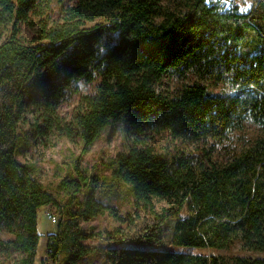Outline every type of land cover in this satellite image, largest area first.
<instances>
[{
    "label": "trees",
    "instance_id": "trees-1",
    "mask_svg": "<svg viewBox=\"0 0 264 264\" xmlns=\"http://www.w3.org/2000/svg\"><path fill=\"white\" fill-rule=\"evenodd\" d=\"M94 82L70 118L58 113ZM109 125H122L128 151L83 191L82 156ZM247 125L257 134L217 162ZM53 135L79 139L83 154L56 191L18 158ZM95 182L132 187L130 211L97 201ZM47 209L59 217L46 244L58 264L102 243L107 264H264L230 254L264 255V0L247 13L207 0H0V234H14L0 252L35 264ZM107 212L114 229H82Z\"/></svg>",
    "mask_w": 264,
    "mask_h": 264
},
{
    "label": "rangeland",
    "instance_id": "rangeland-1",
    "mask_svg": "<svg viewBox=\"0 0 264 264\" xmlns=\"http://www.w3.org/2000/svg\"><path fill=\"white\" fill-rule=\"evenodd\" d=\"M209 4L217 5L223 12L235 11L239 13H247L253 0H207ZM34 28V27H32ZM98 82L86 85L79 84V94H75L67 98L58 109V113L66 118H70L72 111L77 106L80 96L89 95L96 92V86ZM164 90H172L175 88V82L173 80H164L162 87ZM220 86L216 88L219 91ZM257 134V129L254 126L247 125L246 131L240 135H234L232 141L226 142L221 146H218L217 151L214 154V159L219 163H225L229 160L235 150L244 144L248 138H252ZM159 144H164V139H159ZM128 141L122 132V125H109L107 126L97 142L86 153L82 154V143L79 139L69 141L64 138L57 137L55 135L41 138L37 137L34 143L27 151L21 152L18 158L22 162L35 163L39 169L41 181L44 185L52 188L56 191L57 184L62 179V174L71 175L75 173L76 159L82 155L81 169L86 170L87 178L83 179L82 189L88 190L89 183L91 182V176H97L104 170L105 164L111 158L115 157L118 153H125L128 151ZM169 145L168 143H165ZM180 149H192L190 146H183L179 142L176 143ZM109 174V172H104ZM80 179V178H79ZM96 199L102 202L104 205H112L116 207L121 214H125L131 209V203L133 202V196L130 192L132 187H118L102 185L101 182H95ZM166 206L165 203H158V207ZM47 213L54 214L51 210H42L38 215V229L42 234L40 239L38 255L35 264H58L55 260L47 254L46 244L47 236L57 232L58 223L52 224L47 218ZM58 222L59 217L57 216ZM117 226L115 219L107 212L105 216H99L93 221L86 222L82 225V229L85 231L98 232L104 229H114ZM165 235H168L172 231V226L167 222L165 225ZM1 238L7 239L14 237L13 233L4 230L0 234ZM103 246L108 248L106 244H101V250H94L88 255L84 256L77 264H107L103 261L106 255V249L103 250ZM181 251V250H180ZM185 252L192 253H206L202 250H190L183 249ZM241 254L247 257H263V254L242 252L239 246H234L230 251V254ZM20 254H6L0 252V264H17Z\"/></svg>",
    "mask_w": 264,
    "mask_h": 264
},
{
    "label": "built area",
    "instance_id": "built-area-1",
    "mask_svg": "<svg viewBox=\"0 0 264 264\" xmlns=\"http://www.w3.org/2000/svg\"><path fill=\"white\" fill-rule=\"evenodd\" d=\"M47 218H48V220L51 221V223L54 224V225L58 223L57 216H55L54 214L47 213Z\"/></svg>",
    "mask_w": 264,
    "mask_h": 264
}]
</instances>
